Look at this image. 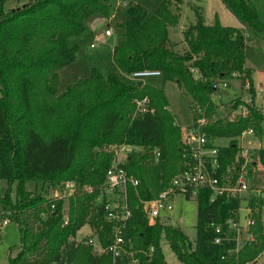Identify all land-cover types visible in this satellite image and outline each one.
<instances>
[{"label":"trees","instance_id":"trees-1","mask_svg":"<svg viewBox=\"0 0 264 264\" xmlns=\"http://www.w3.org/2000/svg\"><path fill=\"white\" fill-rule=\"evenodd\" d=\"M221 1L240 23L264 36V0ZM182 2L162 0L153 12L129 3L128 19L112 52L116 69L104 74L91 67L87 77L58 93V70L76 57L77 46H70L68 38L83 32L90 17H107L108 0H29L12 8L0 0V221H13L20 236L8 264H174L165 260L163 240L178 264H254L264 253V190L248 198L252 238L241 244L226 223L236 217L240 200L224 195L211 200L206 186L195 195L193 239L179 226L159 219L149 224L142 208L140 200L155 198L184 168L181 125L169 110L162 87L128 83L120 73L157 69L163 82L183 88L191 99L192 122L204 119L211 140L229 138L226 145L214 142L219 173L237 159L238 165L243 164L242 132L252 129L261 136L264 131V116L255 104V87L245 66L249 34L222 25L216 16L213 23H206L192 4L195 20L183 30L180 49L170 39L169 28L178 25ZM233 72L244 73L242 85L248 81L250 102L237 98L233 108L242 104L245 114L216 118L212 95L223 91L220 84L233 78ZM145 97L149 101L141 111L137 101ZM119 143L141 146L122 163L140 183L128 187L131 216L126 236L132 253L114 262L110 254L98 250L110 243L111 225L95 197L113 159L108 146ZM154 149L160 150L158 161ZM257 164L264 168V147L250 154L246 177ZM29 179H39L47 188L28 190ZM71 180L77 183L74 194L52 197L53 189ZM86 224L97 247L69 240ZM217 225L223 226V233L215 232Z\"/></svg>","mask_w":264,"mask_h":264},{"label":"rangeland","instance_id":"rangeland-1","mask_svg":"<svg viewBox=\"0 0 264 264\" xmlns=\"http://www.w3.org/2000/svg\"><path fill=\"white\" fill-rule=\"evenodd\" d=\"M161 1L162 0H108V17L97 22L92 30L86 27L80 34L68 38V44L70 46H77L76 57L74 62L62 66L58 70L59 82L57 92L60 93L69 84L74 83L79 78L87 77L91 67L96 66L100 68L104 74L116 69L112 60V48L113 44L121 38L123 33L122 24H124L128 18L127 8L126 5H124V2H130L131 4L138 3L148 11L153 12ZM190 1L191 0H184L181 4L180 23L185 26H188L195 20L194 11L191 7L193 3ZM193 1H195V4H197L200 9L206 23H213L215 16L218 18V15L222 17L223 23H232L229 21V10L226 13L223 12L224 7L221 5V0ZM19 2H21V0ZM19 2H17V0H7L6 7L12 8L16 5H21ZM106 24H110V29L112 30L111 36L104 34L105 29L109 28ZM231 25H239V23ZM242 28L246 30L250 37L245 47V65L250 69L254 83H262L264 86V36L260 34L256 35L251 29L243 24ZM99 33L102 34V37L100 40H96ZM92 43H95L94 48L91 47ZM183 45L184 44H179L178 48L182 49ZM120 78L128 83L135 82V80L128 74L120 73ZM143 81L154 86L162 87L168 100V108L179 125L187 126L192 123V113L189 108L191 99L181 86L173 81L163 82L161 76L145 77ZM227 83L228 87L226 88V91L223 89V91L221 90L212 95V99L217 105V112L215 114L216 118H223L227 113H230L233 116L239 114L241 108L237 107L234 109L233 103L235 99L242 98V95H248L247 90L242 88V79L231 78L227 80ZM220 87H224L223 83L220 84ZM228 142L229 138H222L216 141L219 145H226ZM239 146L240 152H243V150L248 151V158L246 161L247 167L250 154H252L257 148L264 147V134L261 137L254 133L253 135L246 134L243 137L240 136ZM247 182L252 189L264 190V168L257 164L256 167L252 169L251 175L247 177ZM3 188H5L4 183ZM25 188L31 191L44 192L47 186H42V182L39 179H29L25 182ZM52 192L53 190L51 191V194ZM240 207V221L243 226L242 234L243 236H246L245 227L247 229V216L244 215L246 214V202L242 201ZM196 213L197 203L195 196H191L187 199L184 196L179 195L174 199V209L170 213L165 214L162 221L167 224L179 226L184 232H186L190 239H193L195 236ZM78 234L86 237H93L94 235L92 229L87 224L79 230ZM19 241L20 236L17 225L13 221H8L1 227L0 264H8L9 253L11 250L12 253L15 252V248L19 245ZM161 246L165 260L168 263L178 264L179 261L166 240L162 241ZM254 264H264V253L257 258Z\"/></svg>","mask_w":264,"mask_h":264},{"label":"built area","instance_id":"built-area-1","mask_svg":"<svg viewBox=\"0 0 264 264\" xmlns=\"http://www.w3.org/2000/svg\"><path fill=\"white\" fill-rule=\"evenodd\" d=\"M104 34H111V30L109 28L106 29ZM101 37L102 34L99 33L96 40H100ZM94 46L95 43L91 44V47ZM192 71L196 73L195 70ZM129 75L135 81H143L145 77L161 76V72L157 69H143L134 71ZM231 75L233 78L243 79L245 77L244 73L240 72H233ZM225 85L226 83L224 82L223 86ZM248 86L249 83L245 80L242 88L245 90ZM255 91V104L264 116V94L261 89H255ZM258 97L260 100H257ZM242 99L245 102H250L248 95L247 98ZM147 103V97L138 100V108L141 111H145ZM238 107L241 108L240 113L245 114L246 108L242 104ZM205 124L204 119H197L196 122H192L190 125L181 126V144L186 159L184 168L172 177L169 185L155 198L140 200L142 208L149 224L155 223L158 219L162 221L163 216L174 209L175 197L179 195L185 197L186 194L195 196L200 187L206 186L211 190V200H214L217 195H224L228 198H238L240 204L242 201L246 202V214H244L247 216V229L245 227L246 236L242 234L243 226L240 221V206L235 214L236 217H229L226 220L228 228L236 231L237 243L241 244L243 241L252 238V235L248 231L249 226L253 223V215L247 205L248 198L251 195H260V190L252 189L247 182V150L240 152L245 157L243 164L238 165L239 160L237 159L228 165L223 172L219 173L220 160L218 147L214 143L215 140L209 139L205 132L203 128ZM248 133L253 134L254 132L252 129H248L242 132L241 136ZM108 149L112 151L113 159L106 171L105 180L98 189L95 203L101 206L104 219L111 225L110 243L106 247H99L98 249L110 254L115 262L122 254L132 253L130 252L132 247L131 239L126 236L127 223L131 216V208L128 203V187L130 185L136 187L140 183L138 178L126 172L122 163L130 153L141 150V146L119 143L108 146ZM160 155L159 149L153 150V158L155 161L159 160ZM76 189L77 183L74 180L65 181L53 189L51 195L55 199L68 198L75 193ZM86 189L92 191L91 186H88ZM8 221V219L0 221V239L1 227ZM64 223H67V218H65ZM222 230L223 226L217 225L215 227L217 234L223 233ZM69 240L97 247V241L94 235L93 237H86L77 233L76 235L70 236ZM215 241L219 242V238H216Z\"/></svg>","mask_w":264,"mask_h":264},{"label":"crops","instance_id":"crops-1","mask_svg":"<svg viewBox=\"0 0 264 264\" xmlns=\"http://www.w3.org/2000/svg\"><path fill=\"white\" fill-rule=\"evenodd\" d=\"M20 0H17V2H19ZM27 1L29 0H21V2H19L20 4H23V3H26ZM184 1V0H183ZM190 2H192L194 5H197L195 4V1L191 0ZM126 2H124V5H125ZM130 3V2H129ZM221 5H223L222 7H224L223 9V12L226 13L229 9L221 2ZM127 6V5H126ZM229 15H230V18H229V21L232 22L230 24L228 23H223L222 22V17L220 15H218V19L219 21L221 22L222 25H226V26H234V27H238V28H242V24H240V22L238 21V19L232 14V12L229 10L228 11ZM231 13V14H230ZM108 17V16H107ZM106 17L103 16V15H94L92 17H90L88 19V21L86 22V25H85V28L88 27L90 30L93 29V27L95 26V24L99 21H102L103 19H105ZM128 19V18H127ZM236 23H239V25H231V24H236ZM106 26L109 27L110 29V24H106ZM187 26L183 25L180 23V19H179V23L176 27H173V28H169V37L172 41L176 42V43H179V44H183V42L180 43V41L183 40V30L186 28ZM243 29V28H242ZM106 30V29H105ZM111 30V29H110ZM112 35V30H111V34L107 35V36H111ZM117 42V41H116ZM115 42V43H116ZM115 43L113 44V47L115 45ZM93 44V43H92ZM95 47V46H94ZM92 47V48H94ZM112 52H113V48H112ZM74 62V61H73ZM246 66V65H245ZM247 67V66H246ZM248 68V67H247ZM250 76H251V73H250ZM80 79V78H79ZM251 79L253 81V77L251 76ZM226 85L223 87L224 91H226V88L228 87V83H227V80L225 81ZM253 85L255 87L256 90L258 89H261L262 92H264V86L262 85V83H259V84H255L254 81H253ZM256 85V86H255ZM242 98H247V96L245 95H242ZM260 98L258 97L257 100H259ZM228 114V113H227ZM229 116V114H228ZM250 134V133H248ZM263 134H264V131H263ZM262 134V135H263ZM246 135V134H244ZM242 135V137L244 136ZM253 135V134H251ZM261 135V136H262ZM260 136V137H261ZM224 139L225 137H217L215 138V142L219 139ZM240 138V137H239Z\"/></svg>","mask_w":264,"mask_h":264},{"label":"water","instance_id":"water-1","mask_svg":"<svg viewBox=\"0 0 264 264\" xmlns=\"http://www.w3.org/2000/svg\"><path fill=\"white\" fill-rule=\"evenodd\" d=\"M128 4H129V2H126V3H125V5H128ZM12 10H13V9H12Z\"/></svg>","mask_w":264,"mask_h":264}]
</instances>
